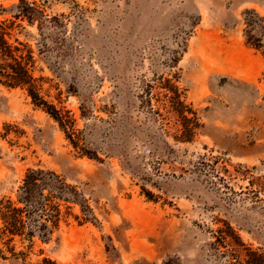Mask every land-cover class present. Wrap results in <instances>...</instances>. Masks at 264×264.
<instances>
[{"label":"rangeland","instance_id":"374dc122","mask_svg":"<svg viewBox=\"0 0 264 264\" xmlns=\"http://www.w3.org/2000/svg\"><path fill=\"white\" fill-rule=\"evenodd\" d=\"M24 1L46 18L12 34L75 120L78 149L0 85V201L43 170L78 202L48 242L10 244L24 262L0 241V264H228L209 248L222 222L264 254V0ZM19 2L0 0V23ZM41 32L57 48L46 61ZM165 80L195 113L191 142L162 107Z\"/></svg>","mask_w":264,"mask_h":264},{"label":"trees","instance_id":"16d2710c","mask_svg":"<svg viewBox=\"0 0 264 264\" xmlns=\"http://www.w3.org/2000/svg\"><path fill=\"white\" fill-rule=\"evenodd\" d=\"M14 9L12 20L0 23V85L23 90L32 105L54 120L73 147L78 149L75 120L62 106L59 95L55 98L56 102L51 99L49 89L43 88L44 78L35 77L37 58L32 46L12 34L15 28L20 27L16 21L26 22L31 26L35 22L43 24L46 16L43 11L35 8L34 4L24 0H20ZM253 18L249 24L252 27L259 20L255 14ZM49 38V32H41L37 40V54L45 61L57 50L55 46L47 43ZM161 89L163 109L174 115L179 124L177 139L181 142H191L198 127L195 113L181 99V93L170 80H165ZM157 100L161 101L158 98ZM149 103L150 98L143 101V104ZM157 114L161 116L159 112ZM145 195L148 199H153L149 192H145ZM77 202L76 191L67 186L54 172L27 171L16 199L7 198L0 201V241L11 255V259L15 261L22 259L24 262L26 256V253L15 252L14 247L10 246L15 239L26 243L28 250L32 248L35 239L48 242L59 229L60 222L69 215L70 207L66 205ZM222 223L223 226L213 233L214 240L209 244L211 252L225 257L228 264H264V254L246 246L228 223ZM43 262L56 264L49 260Z\"/></svg>","mask_w":264,"mask_h":264}]
</instances>
